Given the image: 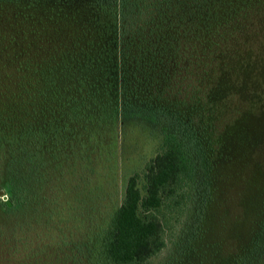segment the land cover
Here are the masks:
<instances>
[{"label":"trees","instance_id":"1","mask_svg":"<svg viewBox=\"0 0 264 264\" xmlns=\"http://www.w3.org/2000/svg\"><path fill=\"white\" fill-rule=\"evenodd\" d=\"M6 7L38 22L49 46L17 63L19 99L0 102L6 209L29 199V180L37 199L49 169L61 175L70 162L97 161L115 143L120 118L141 115L161 126L155 153L126 179L120 202L82 249L39 242L22 264H146L197 190V154L208 166L214 151L230 153L228 140L212 137V116L189 77H207L220 49L230 59L239 23L261 16L264 0H0V11Z\"/></svg>","mask_w":264,"mask_h":264},{"label":"rangeland","instance_id":"2","mask_svg":"<svg viewBox=\"0 0 264 264\" xmlns=\"http://www.w3.org/2000/svg\"><path fill=\"white\" fill-rule=\"evenodd\" d=\"M247 18L233 35L230 59L225 61L226 50L220 49L219 62L200 65L207 77L199 73L188 80L189 88L199 86L201 102L212 116V137L228 140L230 153L220 149L215 156L214 151L208 166L199 165L197 154L198 193L193 192L178 221L168 225L166 247L146 264H264V13ZM66 34L68 29L61 31ZM46 38L38 22L8 7L0 11V102L19 99L17 63L45 56ZM151 121L141 115L120 118L115 143L97 161L92 159L89 166L70 162L75 167L64 165L61 175L49 169L52 175L38 186L37 199L29 180V199L10 209L3 206L9 195L1 167L5 195L0 196V264H22L39 242L52 248L64 240L82 249L120 202L126 179L140 173L155 153L161 126ZM222 153L229 160L221 161ZM238 232L242 238L235 245Z\"/></svg>","mask_w":264,"mask_h":264}]
</instances>
